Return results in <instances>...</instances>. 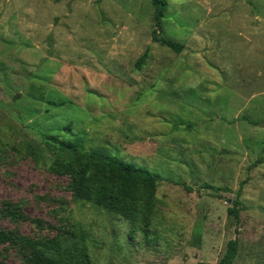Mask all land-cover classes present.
Listing matches in <instances>:
<instances>
[{
	"label": "rangeland",
	"instance_id": "rangeland-1",
	"mask_svg": "<svg viewBox=\"0 0 264 264\" xmlns=\"http://www.w3.org/2000/svg\"><path fill=\"white\" fill-rule=\"evenodd\" d=\"M165 1L160 31L152 0H0V209L76 224L92 264H218L233 239L234 264H264V0ZM53 136L159 175L153 235L74 200L44 166Z\"/></svg>",
	"mask_w": 264,
	"mask_h": 264
},
{
	"label": "trees",
	"instance_id": "trees-1",
	"mask_svg": "<svg viewBox=\"0 0 264 264\" xmlns=\"http://www.w3.org/2000/svg\"><path fill=\"white\" fill-rule=\"evenodd\" d=\"M152 5L155 8V24L161 31L167 3L165 0H152ZM159 42L177 53L182 49L180 44L171 40L161 39ZM147 59L148 51L139 58L136 68L140 70ZM62 130H70V127ZM50 140L52 155L44 166L51 174L68 178L65 188L74 200L127 219L132 237L136 234L144 238L153 235V220L158 204L157 187L163 181L159 175L100 151H87L82 140L76 136L71 140L53 136ZM241 194L242 188L236 192L228 210L236 221H239L240 212L244 209ZM0 214L2 218L14 222L29 221L38 230L54 233L53 236H29L0 226V246L17 250L25 264H92L87 233L76 224H48L42 219L29 217L19 204L8 201L2 205ZM238 246L237 239L229 241L218 264H234ZM0 264L8 263L3 260Z\"/></svg>",
	"mask_w": 264,
	"mask_h": 264
}]
</instances>
